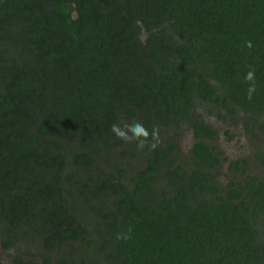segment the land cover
I'll return each mask as SVG.
<instances>
[{"label": "trees", "instance_id": "16d2710c", "mask_svg": "<svg viewBox=\"0 0 264 264\" xmlns=\"http://www.w3.org/2000/svg\"><path fill=\"white\" fill-rule=\"evenodd\" d=\"M197 103L264 139V0H0L11 264H264V180L245 156L225 171ZM134 122L157 130L143 149L111 131Z\"/></svg>", "mask_w": 264, "mask_h": 264}, {"label": "rangeland", "instance_id": "374dc122", "mask_svg": "<svg viewBox=\"0 0 264 264\" xmlns=\"http://www.w3.org/2000/svg\"><path fill=\"white\" fill-rule=\"evenodd\" d=\"M208 106L203 103H197L192 110V118H198L213 124L221 133L220 138L216 140V144L219 149L222 151V156L224 158L227 157H237L239 155H244L247 158L251 157L252 149H254L255 145H263L262 137L257 131L247 130L243 124V119L248 115L243 111H239V115L237 116L236 121H232L229 118L221 119L213 115L212 113H208L206 108ZM224 130H228L230 137H228ZM177 141L179 144L180 151H186L188 144L190 142L189 137L184 131H179L177 133ZM251 160V159H250ZM222 162H225L223 159ZM247 172L254 173L264 179V167L251 161L249 164V169ZM239 178H242L243 175H238ZM221 181H225L226 177L223 174L219 175ZM38 242L35 243H25L19 242L18 245L20 249L28 248L30 251L37 252L39 251V247L37 245ZM79 258L83 259V263H80ZM77 258L75 264H87L83 255ZM36 263L42 264L39 257L33 258ZM0 264H11V255L10 253L4 252L0 249Z\"/></svg>", "mask_w": 264, "mask_h": 264}, {"label": "clouds", "instance_id": "9594fccd", "mask_svg": "<svg viewBox=\"0 0 264 264\" xmlns=\"http://www.w3.org/2000/svg\"><path fill=\"white\" fill-rule=\"evenodd\" d=\"M247 46L251 47L252 46L251 42H248ZM254 77H255V74L253 71H249L245 76V80L251 82L247 90V95L249 99L252 98V94L255 92ZM124 129H127V131H125ZM111 131L115 134V136L118 139H121L127 142H132L133 140H136L137 149H143L145 147L146 142L150 135L153 139H155L158 135L156 129H153L152 132L149 133L148 129L139 122H134L133 124H130V125L126 124L124 125V128H121V126L118 124H113L111 127ZM128 132H131L132 135L129 136ZM118 238H120L119 235H118Z\"/></svg>", "mask_w": 264, "mask_h": 264}, {"label": "flooded vegetation", "instance_id": "af4514ba", "mask_svg": "<svg viewBox=\"0 0 264 264\" xmlns=\"http://www.w3.org/2000/svg\"><path fill=\"white\" fill-rule=\"evenodd\" d=\"M213 125V124H212ZM214 126V125H213ZM215 127V126H214ZM216 128V127H215ZM217 129V128H216ZM217 132H218V137L220 138V136H221V133L219 132V130L217 129ZM262 140H264V139H262ZM264 145V144H263ZM219 148V147H218ZM221 156H222V154L220 155V158H221ZM241 157H244V155H239V156H237V157H227V160L225 161V162H222V165L225 167V171H227V169H226V166H227V161L229 160V159H234V158H241ZM246 157V156H245ZM247 158V157H246ZM247 159H249V164H250V162L251 161H254L255 163H257V164H259L258 162H257V160H256V158H255V155H254V149H252V152H251V157H249V158H247ZM251 159V160H250ZM260 165V164H259ZM262 167V166H261ZM232 172H235V171H232ZM236 173V172H235ZM264 180V179H263Z\"/></svg>", "mask_w": 264, "mask_h": 264}]
</instances>
